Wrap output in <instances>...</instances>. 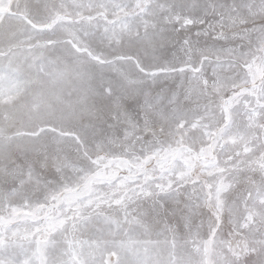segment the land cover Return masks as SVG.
I'll list each match as a JSON object with an SVG mask.
<instances>
[{
  "label": "snow or ice",
  "instance_id": "snow-or-ice-1",
  "mask_svg": "<svg viewBox=\"0 0 264 264\" xmlns=\"http://www.w3.org/2000/svg\"><path fill=\"white\" fill-rule=\"evenodd\" d=\"M0 264H264V0H0Z\"/></svg>",
  "mask_w": 264,
  "mask_h": 264
}]
</instances>
